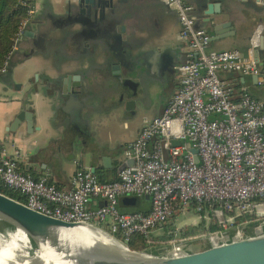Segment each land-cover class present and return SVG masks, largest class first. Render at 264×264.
<instances>
[{"label":"built area","instance_id":"built-area-1","mask_svg":"<svg viewBox=\"0 0 264 264\" xmlns=\"http://www.w3.org/2000/svg\"><path fill=\"white\" fill-rule=\"evenodd\" d=\"M160 1L177 13L178 39L186 56L176 68L177 91L159 117L143 118L128 147L132 166L120 170L114 180L78 168L71 189L62 191L46 178L21 174L19 154L7 157L0 148V183L9 192L20 193L31 210L96 227L113 239L120 234L126 241L133 234L147 237L156 232L175 210L190 203L219 205L221 210L215 212L219 231L193 240L175 236L159 248L161 256L179 258L204 250L195 249L197 242L208 248L215 236L219 244H227L235 237L243 239L247 225L264 228V100L253 98L241 82L256 77L253 86L264 88V70L253 57L263 33L252 32L246 54L207 53L209 35L196 27L192 6L184 0ZM17 3L26 8L27 19L18 29L13 51L36 11L28 0ZM222 75L236 77L231 82ZM191 150L197 151L198 163ZM123 197H148L149 212H121ZM93 199L101 205L89 208ZM244 216L250 218L237 221ZM231 229L236 232L230 233Z\"/></svg>","mask_w":264,"mask_h":264},{"label":"crops","instance_id":"crops-1","mask_svg":"<svg viewBox=\"0 0 264 264\" xmlns=\"http://www.w3.org/2000/svg\"><path fill=\"white\" fill-rule=\"evenodd\" d=\"M184 1L193 8L196 27L209 37L207 18L233 27L229 37L209 43L208 53L238 50L246 54L252 32L260 30L264 36V0ZM28 2L36 10L28 25L33 36L18 43L6 72L0 74V148L7 157L19 154L21 174L46 178L62 191L71 189L70 180L78 168L114 180L129 161L127 150L143 118L159 117L178 89L176 68L184 62L186 51L178 39L177 13L160 0H128L130 7L122 24L128 32L121 42H129L132 55L141 50L154 51L156 56L141 58L145 75L140 67L131 79L134 87L125 91L113 81L120 45L113 38L115 32L107 28L98 32L94 23L57 28L56 18H65L70 8L86 11L80 0ZM208 5L214 6V15H205ZM137 34L146 39L140 41ZM40 38L37 48L35 42ZM259 61L264 67V50ZM221 77L234 82L236 76ZM241 82L248 92L256 88L252 79ZM250 95L264 100L257 92ZM151 96L155 100L150 101L147 117L140 111ZM104 157L110 159L106 166ZM128 199L121 198L119 205ZM139 204L149 212L148 197L140 198ZM99 205L93 199L88 207Z\"/></svg>","mask_w":264,"mask_h":264},{"label":"water","instance_id":"water-1","mask_svg":"<svg viewBox=\"0 0 264 264\" xmlns=\"http://www.w3.org/2000/svg\"><path fill=\"white\" fill-rule=\"evenodd\" d=\"M107 1L108 3L104 4L101 0H80L79 4H84L86 6V11L79 8H70L65 18H56L58 23L57 28L73 26L74 24L89 25L94 23L97 26L98 32H102V30L107 28L115 32L113 35L114 39L120 38V35L116 32V27L119 25L118 20H120L118 19L120 16V14H118L119 8L116 6L118 3H125L128 2V0ZM89 6H91L90 9ZM108 9L109 13L105 14V11ZM214 14V6L208 5L205 15L210 16ZM206 22L209 23L210 27L211 36L209 37V43L225 39L230 36L227 33L233 32V27L230 23L217 24L209 18L206 19ZM32 36V32L25 31L23 38L28 39ZM261 50H264V36L261 38L259 49L253 52V57L262 67L263 64L259 61ZM119 67L120 65L116 66L115 75L120 81L131 85V83H133L132 80H126V77L132 79L135 74L134 69H126L123 71V75H121ZM252 81L255 83L256 77H252ZM173 144L177 145L178 142H173ZM191 152L194 155V162L198 163L197 151L191 150ZM102 162L103 165L106 166V162L110 163V159L104 157L102 158ZM128 166H132L131 160L123 164V168ZM92 172L95 173V170H92ZM127 202L136 206L139 200L137 198H129ZM0 221L15 230L19 229L22 231L28 239L31 248H33L34 253L38 251L40 244H44L55 250L56 253L63 254L65 257L64 261H68L72 264H264V228L262 226H254L252 228V236L243 235V239L235 237L227 244H219L218 237L215 236L211 242H208L207 249L179 258H168L161 256L162 249L154 250L150 254L146 252L130 251L124 245L96 227L82 223L62 222L31 210L24 204L3 194H0ZM77 226H87L101 232L123 247L128 253L138 257L132 259L124 258L106 249L88 247L87 245L61 240L60 231H62V229H73ZM159 227H161V225ZM140 256H142V258H140ZM42 263L46 264V261L42 260Z\"/></svg>","mask_w":264,"mask_h":264},{"label":"trees","instance_id":"trees-1","mask_svg":"<svg viewBox=\"0 0 264 264\" xmlns=\"http://www.w3.org/2000/svg\"><path fill=\"white\" fill-rule=\"evenodd\" d=\"M26 19V8L20 6L17 3V0H0V69H2L5 64L8 66L9 60L14 53V39L16 38L19 27ZM262 69L264 70V67H262ZM238 84H240L239 81ZM18 171L20 172V170ZM0 194L25 204V198L20 193L9 192L1 183ZM119 210L121 212L147 213L140 208L139 202L136 206L131 205L129 202L120 203ZM218 210H221V208L217 204L203 203L197 205L196 203H190L184 210H175L168 220H166L161 227L157 228V230L162 233L160 235L150 234L149 236L144 237L138 234H133L126 241L120 234H114V239L122 243L130 251L146 253L148 251L153 252L155 249H159L161 246L167 244V242L175 236L181 239L193 240L203 234H210L219 231L220 227L215 219V212ZM184 211H193L197 214L200 217L199 224L197 226H186L177 229L175 226V220ZM206 218L209 219L208 222L205 221ZM249 218L244 216L237 219V221L243 223V221ZM247 228L252 229L253 224L244 227L245 234L250 235L246 230ZM5 229L9 231L12 230L8 225L5 226ZM206 248L207 247L205 246L204 249Z\"/></svg>","mask_w":264,"mask_h":264},{"label":"bare ground","instance_id":"bare-ground-1","mask_svg":"<svg viewBox=\"0 0 264 264\" xmlns=\"http://www.w3.org/2000/svg\"><path fill=\"white\" fill-rule=\"evenodd\" d=\"M60 232L62 241L87 245L88 247H99L115 252L124 258L132 259L138 257L128 253L123 247L101 232L87 226L62 229ZM40 245L37 252L30 254L28 251L32 250V248L22 231L16 229L15 232L7 233L5 236L0 233V264H43L42 260H45L46 264H72L64 261L65 257L63 254L56 253L55 250L47 245Z\"/></svg>","mask_w":264,"mask_h":264},{"label":"flooded vegetation","instance_id":"flooded-vegetation-1","mask_svg":"<svg viewBox=\"0 0 264 264\" xmlns=\"http://www.w3.org/2000/svg\"><path fill=\"white\" fill-rule=\"evenodd\" d=\"M102 1V3H104V4H106V3H108V1L107 0H101ZM84 3V2H83ZM103 5V4H102ZM117 8H119L118 9V14H120V16L118 17V19H120V20H118V22H119V25L117 26V29L119 30L118 31V34L120 35V38H118L117 39V41H118V43H120V45H119V47H118V49H117V51H116V53H115V57H116V59L118 60V66L120 65V67H119V69H120V73H121V75H123V71L124 70H130V69H134V78L136 77V71L138 70V74L140 73V71H139V69H140V67L142 68V72H141V75H142V77H144V75H145V72L143 71L144 70V64L142 63V59L141 58H143V59H146L147 57L146 56H148V55H152V56H156V52H154V51H147V52H140V51H138V52H135V53H133L134 55H132V53H131V51H132V46L129 44V42L128 41H122L121 42V38H124V36H127V30H126V28L122 25L123 24V22L125 21L124 20V18L127 16V10L129 9V7H130V3L129 2H125V3H118V5L116 6ZM117 20V19H116ZM28 28L29 27H27V30L26 31H28ZM123 29V30H122ZM142 34H137V36H138V38H139V40L140 41H143V40H145L146 39V36H141ZM41 36H44V34H42ZM152 37H156V36H152ZM42 38V37H41ZM38 39L37 41L38 42H35V46L37 47V48H40V42H41V40L42 39ZM22 40H24V38L22 37L21 38V40L19 41V43L22 41ZM134 63H136L135 65H134ZM144 66V67H143ZM115 68H116V66H115ZM115 73H116V71H115ZM149 76H145V78H147V79H149L148 78ZM127 79L126 80H131L129 77H126ZM123 80H125V79H123ZM113 81H115L116 82V84L118 83V85H119V87H122L125 91L127 90V89H129V88H133L134 87V83H131V85L130 84H128V83H124V82H122V81H120L119 79H118V77L116 76V75H114V78H113ZM136 84V83H135ZM137 85V84H136ZM127 87V88H126ZM129 87V88H128ZM129 93H133L132 91L131 92H129ZM135 93V92H134Z\"/></svg>","mask_w":264,"mask_h":264},{"label":"rangeland","instance_id":"rangeland-1","mask_svg":"<svg viewBox=\"0 0 264 264\" xmlns=\"http://www.w3.org/2000/svg\"><path fill=\"white\" fill-rule=\"evenodd\" d=\"M215 42H218V41H215ZM215 42H212V43H215ZM211 43V44H212ZM206 52L208 53V51L206 50ZM259 89V88H258ZM252 93H255V92H257V93H259V95H260V97H264V89H259V90H257L256 88H253V87H250V89H249ZM249 91V92H250ZM251 92H250V94H251ZM152 94V93H151ZM152 97V99H150L149 101H147V103L146 104H144V106H142V111H140V113H142V114H144L145 116H147V117H149L150 116V112H151V109L152 108H148V106L150 105V101H154L155 100V98L153 97V96H151ZM156 97V96H155ZM127 213V212H126ZM258 216H260V213L258 214ZM206 222H208L209 221V219H207L206 218V220H205ZM199 222H200V217L197 215V214H195L193 211H184V212H182L181 213V215H179L177 218H176V220H175V226H176V228L177 229H181V228H183V227H186V226H197L198 224H199ZM259 223V222H258ZM5 226H6V224H4V223H2L1 221H0V233L2 234V235H6L7 233H10V232H15V229H13L12 228V230L11 231H9V230H6L5 229ZM247 230V232L251 235L253 232H252V229H249V228H247L246 229ZM229 232L230 233H235L236 231H234V230H229ZM152 234H154V235H160V234H162L160 231H156V232H154V233H152ZM194 245H196V247H195V249L196 248H198V247H201L202 249H204L205 248V244H201V242H197L196 244H194ZM39 246H41V245H39ZM161 247H163V246H161ZM198 249H200V248H198ZM197 249V250H198ZM155 250H157V249H155ZM32 252H34L33 251V248H32V250H29L28 251V253H32ZM147 253H151L150 251H148Z\"/></svg>","mask_w":264,"mask_h":264}]
</instances>
